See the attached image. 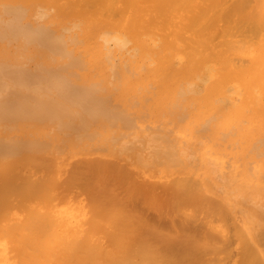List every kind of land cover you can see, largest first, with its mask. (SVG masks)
Masks as SVG:
<instances>
[{
	"label": "bare ground",
	"instance_id": "1",
	"mask_svg": "<svg viewBox=\"0 0 264 264\" xmlns=\"http://www.w3.org/2000/svg\"><path fill=\"white\" fill-rule=\"evenodd\" d=\"M47 1L48 0H0V40L2 42H5L6 40L9 39L8 37H10V36L15 37L19 33H22L21 35H24L23 38H22V36L19 35L17 38L21 37V39H16L17 41L14 40L16 43L19 40H20V42H18L15 45L16 47L12 48V50H9L6 48L10 44V39L8 42L5 43V45H4V43L0 42V43H2V46H0V124L4 125L5 128H7V129H9V128L14 129V131L19 133V135H20L21 133H23V130H25L24 127L28 126V125H26L27 121L29 122V120H30L32 122H29L30 128L28 129V131L31 132L30 134H34V136H35V134H38L39 137L37 139H39V138L42 139V136L46 137V139L49 137H50V139L54 138V137L56 138V135L53 136L51 134H48L51 131L49 129L50 125L52 124V122L49 123V121H51V120L52 121L54 120L53 125L54 124H56L57 126L59 125V127L61 126V129H63V130H65L64 128L65 127L67 128V126L69 128L71 121L73 123V124H71V127H73L75 125L76 129H78V128L80 129L81 126L78 125V123L80 122L79 124L83 125L82 121L84 120L83 122L85 123L84 125L86 126V128H88V130L92 131L94 134V130H95L94 128H96V127L94 124H92V122L95 124H96V122H98L99 117L97 118V116L106 115L107 118H110L111 116L116 117V116H113V114H115L114 112H116V113L118 112V110L116 109L117 107L110 104L105 99L106 97H102L103 95L102 96L100 94L97 95V93H98L97 90L102 88V86L100 87V85L103 84V82H102V80L104 81L103 78L109 76V75L106 76L107 74L105 73V77H104V75H102L101 72H98V73L101 74L102 76L101 75L96 76L97 74L94 73V70L102 71L101 68L99 69V66H101V65L98 64V61L100 62V53H101L100 50L101 49L99 48L100 47L99 43H98L99 47L97 45L98 40H96V38L99 36H101V37L104 36L103 39H105V40L107 39L106 42H108V38L113 39L114 41H116L115 44L118 45L117 42H121L122 44H124L125 42H127V40L129 38L134 39V40H138L140 38V35H144V36L147 35L150 37L155 33L157 34L158 33L157 31L155 33L153 32V28L155 31V28L158 25V24L155 25L156 22H160L159 24L162 26L163 29L166 28V31H164L166 33V35L161 34L162 33L160 31L162 29L161 27H160L161 29L158 27L160 29L159 30L160 36H158L159 34L157 36L155 34L156 37H159L157 43H155V45L159 44L158 46H160L157 50L153 49V46L151 45L152 44L151 40H149L151 44H149L147 42H141V45L139 44V46H141V48H142L141 49L142 52L145 51V53H148V54L150 53V54L156 56V65H154L155 67L151 70H147L148 72L145 71L147 73H145L144 78L146 79V77L149 78V76H150L151 79L152 78L156 79L155 82H157V84H158L157 85L158 86V97H156L157 98L156 102L153 101L154 106L155 105H156V107L161 106V108L165 107V109H166L167 108L166 105L168 104L167 103L168 100L170 101V99L173 98L175 90H177V88L175 89V87H173V85L175 84V82H179L180 78L184 79V77H186V76L188 78L189 77L188 72L190 69V67H189L190 65H188L187 63L186 64L188 66L186 64H183L179 68H176L177 66L174 67L171 56L166 55V54H168L167 52H169V51L166 52L164 50V49L167 50V48L173 47L174 44L176 43V42H174L168 38L167 33L169 31L167 32V27H163L164 25L165 26L168 25V24H166L168 22V20L171 21L172 18L170 19V17L168 18V16L172 11L174 12V11H176V9L182 10L183 8L192 7L193 13H192L191 18H190L191 19V23H190L191 25L190 26L195 29V32L197 33V35L191 29L190 30L192 32L189 31V33H188L189 35L192 33V34H195L196 36H198V34L203 32V30H205V28H207L209 30L210 27H212L218 21H223L225 23V26L222 24L223 27H225V29H222V30L220 29V33H221V31H223L222 34L225 33V34H227V36H230V38L224 37V39L226 38L225 42H223V43L219 42L220 46H222L224 44L225 49H221L222 51H218V53L215 52L216 54L215 53L212 54L213 56L218 57L217 60L219 61V64H220L222 70L219 67H215V68L220 69V71H219L220 74H221V71L223 72L226 69L225 67L229 66L230 60L228 57H226L229 54L225 55L227 52H229L230 55H231V52H234L235 54H236V52H237V54H238V52H242V53H244V51L247 52L248 46L250 47L251 44H254L256 41L258 42V40H260V37L256 36L257 37V39H256L250 35H253V34L255 35L261 31H262V33H260V34H264L263 33L264 32V0H232V1L230 0L231 1L230 5L228 4L229 0H121V1L119 0L120 1V4H118L119 7L114 5V3L116 4V2L118 0H65V2L63 0L61 4H58L60 2H56L58 0H53V1L50 0L48 2ZM142 1H145V3ZM147 1H151V4L149 2L147 3ZM63 2L65 3L64 5H62ZM141 3H144L143 5L149 4V6H151V7L147 6L148 7V8L146 7L147 9L142 10L144 8V6H141ZM39 4H41L42 7H43V4H45L47 7H48V5H49V7L51 5H54V7L57 9L56 10L54 8V10H56V12L54 11V14H56V15L53 19V22H54L53 24H55V25H52L54 27L53 29L61 28V29H63V32H64V29L67 28V30H68V28L71 27L70 26L71 23L75 20V22H73L74 25L72 24V26L75 27L74 29H76V27L78 29L80 28L77 31V32H79V34L75 35L76 32L74 31L75 32V33H73L74 35H67V34L66 35H64V34L60 35V33H58L59 30H53L51 28L52 27L51 25L48 26V23H47V25H42V23L39 22L38 19L34 20V21H28L26 19V16L32 15L33 11L35 10L37 5H39ZM89 6H91V7L94 6L95 8L94 7L88 8ZM87 8H88V10H87ZM114 8L117 9V10L115 9V13H117V11H118V13L123 12V14L129 13L130 15L128 16L129 17L128 22H126L125 24L121 23L123 18H125L124 17L125 15H121L123 17V18H121L120 14H116L117 16L112 14V12H114ZM89 9H90V12L91 11L93 13L96 12L95 14H93V13H91V14L95 16V17L93 16V18L95 20L97 18H99L100 22H102V20H107V19H102L101 17H97L96 14H99V15L102 14L103 15V13H105L108 10V13H111L113 15V17L115 16V18H118V20H120V22L118 21V23H116L117 21L113 22L111 20L112 21L111 22L110 20L109 21L107 20V21H103V23H106L109 26H113V27L115 26V28H117V29L114 28V29L110 30L111 33L109 32V30H108V32H106V30L103 31L104 30L103 29L102 31H103L104 35L101 34L102 31L100 32L99 29H96L95 25H93L90 21H87V19L91 18V16L88 17V15H87L89 13ZM91 9H96V10H94L95 11L94 12ZM100 10H103V11L106 10V11L105 12H102V11L99 12ZM109 10H110V12H109ZM146 10L149 11L148 14H150L151 11H153V12L156 11V12H155V14H152V16L149 15V17L151 19H149V17L147 18V20L149 19V22H148L149 24L147 22H145V21H147V20H145V21H143V25H141V28H140L139 27L140 26V20L144 19L142 17L144 15H141L140 16L141 19L139 20L138 19L139 16L135 15L134 13L139 11L138 13L140 15L144 11L146 12ZM184 10L185 9H183V11H182L183 13L186 12V10H185V12H184ZM192 10H191V12H192ZM36 11H37V9H36ZM97 11H98V13H97ZM140 11H143V12H140ZM51 12H53V11H51ZM145 12H144V14H146ZM173 12L171 13V15L173 14ZM180 13H181V11H180ZM183 13L179 14V11H178V14H173L172 16L176 15L175 17H178L179 15L181 16ZM188 13H190V12H188ZM41 15L44 16L45 14L40 13V16ZM52 15H53V13H52ZM161 16H163V18H161ZM165 16H167V17H165ZM180 16L178 17V19L180 18ZM29 17H31V16H29ZM48 17L50 19V17L52 18L53 16H48ZM106 17H107V15H106ZM175 17H173L174 21H175ZM93 18H91V19H93ZM109 18H111V17H109ZM164 18H166V19H164ZM42 19H45V17L44 18L42 17ZM42 19H40V17H39L40 21H43ZM163 19L167 20V21H164ZM96 21H98V19ZM163 21H164V23H163ZM43 22H45V21H43ZM62 22H64V24ZM69 22H71V23L69 24ZM144 22L147 23L148 25L146 26L144 24ZM161 22H162V24H161ZM172 22H173V20L171 21V23L168 22L170 24V26H172V29L170 30V33L168 35H170L172 33V31H174L173 29L175 27H173V25L174 26L176 25L174 22H173L174 24H172ZM178 22H179V20H178ZM58 23H62L64 26L56 25ZM99 23H95V24H99ZM65 24H69V25H65ZM75 24L78 25L79 27L75 26ZM151 25H153L154 27ZM103 26L105 27V25H103ZM109 26H107L106 28L108 29ZM121 26L124 28L122 30L125 31L126 35H125V33L120 31L119 27H121ZM144 26H146L147 28L145 27V29H144ZM217 27L220 28V26H217ZM149 28L151 29V31L149 30ZM114 30H117V31H114ZM177 30H178V26H177ZM181 30H183V28ZM69 32H71V31H69ZM99 32L101 35L99 34ZM119 32H121V33H119ZM180 32H182V31H180ZM66 33H68V31ZM68 34H71V33H68ZM205 34H207V33L205 32ZM225 34H224V36H226ZM179 35L182 36L181 33ZM185 35H187V34H185ZM195 35H194V39H193V36L191 37V35H190L191 38L188 37V35H187L186 39L187 40L193 39V41H191V40L190 41L195 43L196 41L194 42V40H196L198 37H200V36H198L195 39V37H196ZM200 35H204V33L203 34L201 33ZM257 35H259V34H257ZM63 36H66V37H63ZM74 36L75 37L78 36V37H76L77 41L75 40ZM110 36H112V38ZM174 36H176V35L174 34ZM178 36H177V38H178ZM181 36H180V39L179 38L178 39L175 38V39L178 41L179 40L184 41L185 37L184 36L181 37ZM263 36L264 35H262V37ZM149 37H147V39ZM183 37H184V39H182ZM221 37H222V35H221ZM237 37H240V38H237ZM251 37L253 38L252 39L253 41L256 40V41H254V43H252L253 41L250 40ZM78 38H79V40H78ZM131 39H129V41H131ZM211 39L212 38H209V40L212 41L211 44H213L214 39H212V40ZM80 40L84 44V45L81 44L82 45L81 51L83 52V55L82 54L81 55L84 56L83 58H85V56L87 55L86 56L87 65H89V67L91 69H93V70H90V71H93V73L89 72L92 74L83 75L82 77L81 76L79 77V74H78V76H76L75 74L79 73L78 70L80 67H82V65L85 61H84V59H82V61H84V62L81 61L80 53H78L80 55V57H79V55H77V53H76V55L73 54L76 49L71 52V50L69 48H73V47L72 46H69V48L67 47V45H69V44H67L68 41H70L69 43L72 42V45L75 42V45L77 44L76 46H80V44H79ZM113 40H110V41L113 42ZM153 40H155V39H153ZM217 40H219V39H217ZM248 40H250V41H248ZM261 40H263V38H261ZM11 41L13 42V40H11ZM138 41L140 42L142 40L139 39ZM138 41H135V42L138 43ZM76 42H78V43H76ZM187 42H185L184 44L186 45ZM208 42L209 41H205L204 43H205L206 47L208 46V48H210L211 45H208L207 44ZM37 43H40L38 45V47L42 46L41 44H43L44 46L40 47L41 48L40 49L36 46ZM131 43H133L132 47L135 48L136 46H134V41ZM204 43H203L204 48L201 47L200 45H202V44L198 43V42H197V45L194 46V48L195 47L197 48V46L199 44L201 49L203 48V50H202L203 53L201 51H200L201 53H199L198 48H197V50H193L192 48H190L191 46L193 47V45H191L190 43H187V46H184L186 49L187 48L191 49V50H189V49L186 50L187 52L189 51L188 54L191 51H192L191 53H196L197 57L193 58L194 56L192 55L193 60L191 62H189L193 68H195V67L198 68V65L200 64L202 58L206 57V56L205 57L201 56V55H204V49H208L205 47ZM221 43H222V45H221ZM12 45L13 44L11 43L10 46L13 47ZM35 46H36V50L34 49ZM76 46H74V48ZM103 46H104V44H103ZM119 46H121V45H119ZM213 46H216V45L213 44ZM261 46H264V43L263 44L261 43ZM11 47H10V49H11ZM180 47H182V46H180ZM184 47H182L183 49L181 48L179 51H176V50L175 51L177 53L180 52L182 54L181 51L185 50ZM54 48L56 50H53ZM175 48H176V46H175ZM210 49H211V51L212 50L216 51L214 49H220V47H217V48L215 47L214 49L213 48H210ZM210 49H208V51H210ZM51 51H53V52L54 51H56V52L62 51L63 55L65 54L68 57V60H66V61L63 60L65 62H67L66 63L67 66L66 65L65 66L68 68H69V66L71 67L72 65L79 64V65H77V67H79V66L80 67L76 68L77 71L75 69V66L73 67L75 74H73L74 71L72 69H70V68L66 69V67L64 68L61 65V63L59 61L62 62L61 59H64V58H61L60 60H59V58L57 59L60 64L55 62L56 60L54 61V59L52 58L53 53ZM78 51H76V52H78ZM132 52H135V50H133ZM188 54H186V57ZM141 55L145 56L143 53ZM141 55L140 56L138 55L139 59H141ZM184 55H185V53H183V56ZM207 55H210V54H208V52H207ZM236 55H233V57H236ZM172 56H173V54H172ZM178 56L179 55L177 54V57ZM188 56H191V54H189ZM216 57L214 58V60L216 59ZM231 57L232 56H230V58ZM138 58L136 61L137 63L135 62L137 66H138V62L140 61V60L138 61ZM175 59H177V58H175ZM185 59L188 60L189 58L188 59L185 58ZM212 59L213 58H209V61L211 60V62H212L213 61ZM183 60H184V57H183ZM186 60H184V61H186ZM189 61H190V59H189ZM233 61H234V59H233ZM262 61H264V58ZM103 62H104V60H103ZM246 62H248V61H246ZM249 62L251 63L253 61L249 60ZM206 63H208V62H206ZM206 63H205V65L203 64L202 67L207 66L208 64H206ZM247 64L245 63L244 65H247ZM263 64H264V62H263ZM97 65H98V68H97ZM141 65H143V64H141ZM240 66L244 67L243 65H240ZM141 67H143V66H141ZM192 67H191V69H192ZM199 67L201 69V66H199ZM242 67L237 68L236 65L233 67V69L234 68H237L238 70L241 69L240 71H242V73L239 71L237 73V74L240 73V76L239 75L237 76L239 78L240 77L242 78L243 76L248 75V74L243 75V72H245L246 68L243 69ZM254 67H257V65L253 66L252 68H254ZM134 68H136V66H134ZM206 68L208 69V67H206ZM230 68H232V67H230ZM252 68L250 67V69H252ZM209 69H210V66H209ZM258 70L259 69H257V71ZM84 71H86V69H84L83 72ZM236 72L237 71L230 72V73L231 74L234 73V75H235ZM82 74H85V72ZM94 74H95L96 78L92 77V75H94ZM108 74H110V72H108ZM225 74L228 76L227 73H225ZM217 75H218V73H217ZM226 75H224V78H227ZM123 76H124V74H123ZM133 76H135V75H133ZM229 76H232V75H229ZM229 76H228V78H230ZM251 76L249 77L250 79H252V82H253V83L251 82V84H253L254 86L257 85V87L255 86L256 88L255 87L253 88V86L251 84H250V86H252V88H249L250 86L245 87V88H249L251 90V91L248 90L250 93L253 91L252 89H257L259 84L260 85L264 84V81H263V83L262 82L260 83V81H262L264 78V70L263 71L261 70L258 74L253 75L252 76L253 78ZM124 77H129V76L127 75ZM194 77H196V76H194ZM97 78H100V79H97ZM140 78H141L140 81L144 79V78L142 79V76ZM239 78L238 79L234 78V80H238V82H240V84L241 83L243 84L241 79L239 81ZM80 79H82V80H80ZM175 79L176 80L178 79V80L174 81ZM250 79H248V80H250ZM97 80H99V81H97ZM126 80H128L127 83H129V78ZM144 80H143V82H144ZM229 80H228V82H229ZM248 80H244V81L246 82ZM132 81H135V80H132ZM185 81L184 82L182 81V83H185ZM94 82H95V84H94ZM98 82H100V84ZM173 82H174V84L172 85ZM124 83H126L125 80H124ZM127 83H126V85H127ZM133 83L135 84V82H133ZM136 83H138V81H136ZM191 83H192V81H191ZM257 83H259V84H257ZM219 84H217V89H216V86H213V85L211 86V84H210L208 87H206V89L204 91H202L203 92L202 95H200L196 98L195 97L193 98L191 96L192 99H195L193 101L202 102L201 103V104H203L202 106H204V105L206 106V107L202 108V107H200V105L198 103L199 112L202 113V116H203V110L204 109L207 110V109H210L209 107L213 106V103H211L212 101H215L213 99V97L215 95H218L219 92H221L220 91L221 90V88H220L221 84L220 85ZM223 84H224V82H223ZM97 85L99 86V88H97ZM121 85H122V83H121ZM136 85L137 84L134 85V88L137 87ZM246 85H247V83L245 84V86ZM190 86H193V85L190 84L188 86L189 89H190ZM242 86H244V84ZM130 87L132 88L131 84L127 87L129 89L128 91H131ZM152 87L149 86L148 90L151 89ZM261 87L263 88V86H259L260 89H261ZM123 88H125V87H123ZM154 88H152V89H154ZM146 89H147V87H146ZM224 89H226V87ZM155 90L157 92V88H155ZM184 90L187 92V88ZM202 90H203V88H202ZM142 91H140V92H142ZM262 91L264 93V90H262ZM115 92H117V91H115ZM140 92H138V94ZM221 93H224V92H221ZM250 93H248V94H250ZM153 94L151 93V95H153ZM105 96H106V94H105ZM109 96H112V95H109ZM155 96H157V95H155ZM179 96H180V94H179ZM149 98H148V101H149ZM167 98H169V99H167ZM174 98H175V96H174ZM249 99L250 100L252 99L251 96ZM139 100H141V99H139ZM180 100L182 101V99H180ZM190 100L191 99H189V101ZM258 100H259V98H258ZM189 101H188V104L190 103ZM252 101H253L252 103H254V100H252ZM261 101H263V100L261 99ZM153 102H151V103H153ZM173 102H174V100H173ZM257 103H259V102H257ZM164 104H166V105L162 106ZM138 106H140V104ZM218 106H219V103H218ZM218 106L217 105L215 106L216 110L219 114V115L218 114H216V115L221 116L220 117L221 121L219 120L221 122V124H220V122H219V124H217V122H216V124L221 125L222 127H225V129H226V127H230V124L232 125V123H236L240 120H242V122H243L242 118H245L244 119L245 121L246 120L249 121L250 126L245 128L243 133L240 132L242 135H240V136L238 135L239 130L241 129V126L239 128L237 127L239 129L238 132H237V129L236 130L234 129V131L237 132V135L240 139H242L243 137H247L246 135L250 134L252 132L251 130L255 129L257 131L258 129H262L264 127V106L261 105V103L258 105L255 104V107H253V105H252L251 107L254 110H251V113H247L245 111L244 107H243L244 108V110H243L242 105H240L239 107H236V108H233L231 105V106H228V108H226V109L225 108L222 109L224 107L223 106L221 108V110H220V108H218ZM169 107H171V106H169ZM175 107H176V105H175ZM219 107H221V106H219ZM176 108H178V106ZM200 108H202V109H200ZM249 108H250V106H249ZM196 109H197V107H196ZM213 110H212L213 112H216L215 109H213ZM193 111H195V110L193 109ZM193 111H191V112H193ZM158 112L160 113V110ZM207 113H208V115L212 114V112H210V113L206 112V114ZM193 115H194V113H193ZM216 115H214V116H216ZM119 116H121V114H119ZM214 116L211 115V117H212L211 120L216 119ZM94 117L97 118L96 121L93 120V119H96ZM185 117H187V116L185 115ZM206 117L208 118L209 116L206 115L204 117L205 121H206ZM118 118L121 119L120 117H118ZM36 119L45 120L46 122H44V121H42L43 123H40V121L36 122ZM81 119H83V120L81 121ZM102 121H103V119L100 120V122H102ZM124 121L130 122V119H128V120L126 119ZM202 121H203V119H202ZM199 122H201V121H199ZM75 123L80 127H78ZM243 124H245V122H243L241 125H243ZM89 125H90V127H89ZM197 125H199V123ZM62 126H63V128H62ZM99 126H100V123H99V125H97V128ZM207 126H208V124H207ZM209 126L211 127V125H209ZM237 126H239V124H237ZM244 126H246V125H244ZM47 127H48V129H47ZM54 127H56V126H54ZM59 127H56V128L60 129ZM71 127L69 128V130H72ZM201 127H203V126H201ZM214 127L216 128V125L213 124V128ZM56 128H55V130H56ZM1 129H0V156L1 157L3 156V158H4V156H6L7 158L5 157V159H7V160L4 162H1V161H3V159H2L0 161V264H219L220 261H219V257H217V254L221 250H223V248L221 247V245H218V243L220 242L219 238L222 236L219 237L218 234L212 233V231L207 230V228L209 226L208 227H206V226L208 225L209 222H211V220L214 221V220H216V218H217V221H219L218 225L220 226V224H222L221 220L224 219L223 217L226 216L227 212H228L224 208V205H223L226 203V201H225V203H223L224 199L222 200V197H221V199L218 198L216 196V193H215V196L217 198L214 197V199H218L219 201L212 199L211 196H213V194L209 195L208 193H206L204 186L201 183L199 184V182L194 181V179H192V177L190 176L191 175L190 173H189L190 175L189 174L188 175L191 178L188 177L187 175H186L187 177L185 175L184 176L182 175V177L173 179L171 182L168 183V185L164 186V191H165V192H163L164 195L160 198H156L154 195H152L150 193V191L146 193L145 191H141L139 188H137V186L134 185V183L132 182V177H131L132 175L127 170L128 168L127 169L124 168L121 164H119L115 161H108V160L106 161V160L99 159V158H95L93 160H90L87 163V167L89 168V172H88V181L89 182H88V184L89 185L91 184L94 186V190L90 194L91 200H92L91 209H92V214L94 216L89 221L90 226H89L88 231L84 232V234H79V235L77 234L76 235L73 232H71L70 229H68V227H70L71 225L69 224L70 226L69 225L67 226L65 221L61 220L62 219L61 217H63L64 214L60 217L61 218L60 219V218H58L59 216L54 213V211L56 209H53L55 206L52 207L54 204V203L52 204V202L54 201L53 199L55 197L57 198V195L55 194L57 191L56 192L53 191V188L56 185L54 182L55 179L53 180V178L52 179L49 178L50 173H49V175L47 174L48 177H46V176L43 177V175L42 176L37 175L40 178L33 176L30 173L29 168L32 167L31 165L37 164V163L34 164V162H35L34 160H36V161L38 160V159H36L37 156H35L33 158L32 154H34V153H32V151L39 149L40 147L44 146V144L46 145V143H45L46 140H44V141L29 140L30 144H29V141H26V142H28V144L27 143L24 144V141L21 140L20 137L12 138L11 136H9L10 132L7 129H2V130ZM76 129L74 131H77ZM81 129L84 130L83 128H81ZM98 129H100V128H98ZM98 129H97V131H98ZM225 129L221 130V128H219V130H221V131L217 132V130H216V132L217 133H219V132L225 133L226 132ZM227 129L229 130V128H227ZM232 129L233 128H231L230 130H232ZM53 130H52V134H53ZM55 130H54V132H58ZM223 130H225V131H223ZM14 131H12V132H14ZM79 131H81V130H79ZM98 132H101V130ZM235 132H232L231 134L229 133L228 135H235L236 134ZM26 133H27V130H26ZM26 133H24V134H26ZM257 133H255V134H257ZM115 134H117V133H114V135ZM154 134H156V133H154ZM95 136H99V135H95ZM115 136H117V135H115ZM257 136H258V134L254 137H257ZM118 137L120 138V136H118ZM118 137H115V138L118 139ZM161 137H162V135H161ZM170 137H172V136H170ZM248 138L251 139V137H248ZM259 138H261V137H259ZM240 139L236 138V140L238 142L236 144L240 145V143L242 141H244L243 139L240 141ZM171 140H173V137ZM213 140L215 141V138H213ZM217 140H219V139H217ZM253 140L255 141L254 138H253ZM256 140L257 141L259 140V142H260L262 139L261 140L256 139ZM21 141H23L24 146H22V144H21L20 145L21 147H20L19 143H21ZM220 142H222V139L220 140ZM261 142H263V141H261ZM153 143H154V141H153ZM103 144H104V142H103ZM249 145H248V147H249ZM253 145L254 144H252L251 147H249V151H250V149H253ZM107 146H108V143H107ZM129 146L130 145H128V147ZM210 146H212V145L210 144ZM227 146H229V145L227 144ZM240 146L242 147V144ZM254 146L257 148L258 143L255 144ZM17 147H19V148H17ZM236 147H238V145H236ZM255 147H254V150H255L254 153L259 151V149L258 148L255 149ZM16 148L19 150V153L22 151V153L24 154V157H22L23 154L20 153L21 154L20 155L18 153V151L13 153ZM110 148H111V146H110ZM131 148H128V149H131ZM134 148L137 149L138 147H133V149ZM147 149H149V148H147ZM40 150L41 149H39V151ZM44 150L45 149H43V151ZM261 150H263V149H261ZM10 152H12L13 154L10 155L9 154ZM35 153L38 154V152H35ZM261 153L264 154V151L258 152V154L262 155ZM14 154H15V156L13 157ZM16 154L21 156L23 159H19ZM160 156H163V155H160ZM1 157H0V159H1ZM94 157H95V155H94ZM129 157L127 156L126 158L129 159ZM54 160H53V163H55ZM62 161H63V159H62ZM77 162H79V161H77ZM70 163H71V161H70ZM84 163H86V162H84ZM82 164H83V162H82ZM72 165H74V164L72 163L71 166ZM53 166H54V164H53ZM35 167H37V166H35ZM49 167H51V166H49ZM206 168H207V166H206ZM18 169H19V171H18ZM28 169H29V171H28ZM34 170H35V168H34ZM43 171L45 172V170H43ZM83 172H82V174H83ZM205 172H206V170H205ZM32 174H34V173H32ZM76 176L77 175H75V177ZM41 177H43V178H41ZM198 177H200V176H198ZM193 178H195V177H193ZM156 180H158V179H156ZM198 180H199V178L197 179V181ZM204 180H205V178H204ZM208 182H209L208 184L211 183L210 181H208ZM56 186H58V185H56ZM85 186L87 187L88 185L86 184ZM161 186H163V185H161ZM119 187L122 188L123 190H125L126 192L131 193V195H133L135 197L136 196L141 197L144 200L151 202L153 204L155 201V203L157 205H159V207L161 208V210L165 214V216H166V214L171 215V214H178V213H182V215L178 216L177 220H175V219L166 220V221L164 220L165 222H162V224H158V225H156L157 223L156 224H153V223L150 224L145 220L144 217L142 218L139 214L134 213L131 209H128V206L126 205V203L119 197V195L117 193H115V189L119 188ZM208 187H210V186L208 185ZM60 188L61 187H59V189ZM57 189H58V187H57ZM154 190H155V187H154ZM154 190L152 192H154ZM158 190H159V188L156 191H158ZM218 190H220V189H218ZM159 193H160V191H159ZM224 193H227V192H224ZM60 194H62V193H60ZM228 194H229V192L227 193V195ZM261 194H264V189H257L255 192V195L260 196ZM217 195H219V194L217 193ZM224 195H226V194H224ZM60 196L62 197V195H60ZM63 197H64V195H63ZM66 197H67V195H66ZM231 199L233 200V198H231ZM220 200H222L223 202H221ZM236 200L237 199L233 200L232 202L235 203ZM63 201H62V199H61V201L59 200V202H63ZM59 202L57 204H59ZM65 202H66V200H65ZM65 202H63L62 205H64ZM232 202H231V204H232ZM55 204H56V202H55ZM231 204H230V206H231ZM225 207L227 208L226 204H225ZM231 207H232L231 210H229V208H228V210H229V213L232 214L233 206H231ZM262 207H264V203H263ZM89 211H90V209H89ZM224 211H226V214L224 213ZM230 211H232V212H230ZM253 211H257L258 214L256 213V215L260 216V218H258V219L256 218L257 220L256 221L254 220L255 222L250 221V220L247 221V226L249 227L248 231L241 229V225H240L241 231H239V228H238V231H239L238 236L240 238L239 242H241L240 243L241 247L238 251L240 256H239L238 263L236 262L237 264H264V250H263V248H264V208H260L259 210L255 209ZM73 212L74 213H72L71 215L75 216L76 212L75 211H73ZM162 212H160V213H162ZM237 212H238V210H237ZM14 213H18V215L16 214V217H14ZM200 214H202V215H200ZM199 216L200 217L202 216V217L199 218ZM215 216H218V217H215ZM206 218L210 221L206 220ZM228 218H230V217H228ZM254 219H255V217H254ZM70 221H71V219H70ZM197 221H198V224L196 223ZM192 222L195 224H193ZM213 223L214 224H212L210 227L215 228L216 222H213ZM214 230H216V229H214ZM219 230L222 231L221 228ZM219 230L217 229V231H219ZM97 232H100V233L103 232L105 235L104 237L106 238V241L101 242V241L97 240V236L95 237V234ZM225 234H228V232ZM220 235H222V234L220 233ZM225 237L226 236H224V238ZM232 237H234V236H232ZM105 238H103V240ZM220 244H221V242H220ZM261 245L263 246V248L261 247ZM233 256H234V254H233Z\"/></svg>",
	"mask_w": 264,
	"mask_h": 264
},
{
	"label": "rangeland",
	"instance_id": "2",
	"mask_svg": "<svg viewBox=\"0 0 264 264\" xmlns=\"http://www.w3.org/2000/svg\"><path fill=\"white\" fill-rule=\"evenodd\" d=\"M48 1H50V0H48ZM62 1L63 0H58L56 2H60L58 4H61ZM120 1L118 0L116 2V4L114 3V5L117 6V7H119L118 4H120ZM231 1L229 0V3L228 2L227 3L230 5V2ZM64 2H65V0H64ZM64 2H63L62 5L65 4ZM142 2L145 3V1H142ZM148 2L151 4V1H147V3ZM144 3H141V6H144V8L142 10L147 9L148 8L147 6H149V4L148 5L145 4L146 6L143 5ZM44 5L45 4H43V7H42L41 4L37 5V7L33 11L32 15H27L28 17L26 16V19L28 21H34V20H37L38 19V21L41 22L42 25H47V23H48V26L49 25H51V26L52 25H55V24H53L54 23L53 22V19H54L55 15H56V14H54V11L56 12L57 9L54 7V5H51L50 7H49L48 4H47L48 7L46 5L45 6ZM93 7L89 6L88 8H93ZM149 7H151V6H149ZM54 8L56 10H54ZM88 8H87V10H88ZM116 8H114V12H112V14H114V15L120 14V16L121 15H125L124 16L125 18H123L121 16V18H123V20L121 21V23L125 24L126 22H128V20H129V17L128 16L130 14L129 13L128 14H123V12L122 13H118V11H117V13H115V9ZM187 8H183V9L186 10V12L184 10L185 13L182 12L183 9L182 10L181 9H176V11H174V12L172 11L173 14H178V11H179V14L183 13L181 16L179 15L180 16L179 19H178V17H179L178 15H177L178 17H175L176 15L175 16H172L173 15V14L171 15L172 12L171 13L169 12L170 14H169L168 18L169 17H170V19L172 18L171 21L173 20V22L176 24L175 26L173 25V27H175V28L173 29L174 31H172V33L170 35H168V34L170 33V30L172 29V26H170V24L168 22L171 23V21L168 20L167 23L165 22L168 25L167 26H165V25L163 26V27H167V32L169 31L167 33L168 38L170 40L176 42L173 47L167 48V50L164 49L166 52L169 51V52H167L168 54H166V55L171 56L172 61H173V66L174 67L177 66L176 68H179L183 64H186V63L188 65H190L189 66L190 69H189V72H188L189 73V77L187 78V76H186V77H184V79L183 78H180L179 79V82H175V84H174V82L172 83V85L173 84L175 85V86L173 85V87H175V89L177 88V90H175V93L173 95V98L170 99V101L168 100V102H167L168 104L167 105L166 104L162 105V106H165L166 105L167 106L166 109H165V107H163L164 108L163 109V108H161V106H157L158 108L156 107V105L154 106V102H156V99H157L156 97H158V86H157L158 84H157V82H155L156 79H154V78L151 79L150 76H149V78L151 80L149 78H147V77H146V79L144 78L145 77V73L148 72L147 70H151V69H153L155 67L154 65H156V56L155 55H152L150 53L149 54L148 53H145V51L142 52V50H141L142 48H141V46H139V44L141 45V42H147L149 44L152 43L151 45L153 46V49H155V50H157L160 47V46H158L159 44L155 45V43H157V41L159 39V37H156V36L160 33L159 30L162 28V26L159 24L160 22H156L155 25H157V24L158 25L155 28V31H154V28H153V32L154 33L156 31L158 32L157 34L155 33L156 36H155V34H153L150 37L147 36V35H145V36L144 35H140V38L139 39L142 40L140 42L138 41L139 39L138 40H134V39H131V38L128 37L129 39H131V41H129V39H128L127 42H125L124 44H122L121 42H117L118 45H116L115 44L116 41H114L113 39L108 38V42H106L107 39L106 40L103 39L104 36H102V37L99 36V37L96 38V40H98V42L96 41L97 42V45L99 43L100 47H99V45H98V47L101 49L100 50L101 51V53H100V62L98 61V64L101 65V66H99V69L101 68L102 71L94 70V73L97 74L96 76H100L101 75L98 72H101L102 75H104V77H105V73L107 74L106 76L109 75L108 77L103 78L104 79V81L102 80L103 84L100 85V87L102 86V88H100L99 90H97L98 91L97 95L100 94L101 96L103 95L102 97H106L105 99L110 104H112L113 106H116L117 107V108L116 107L115 108L118 110V112L117 113L114 112L115 114H113V116H116V117H112L111 116L110 118H107L106 115L97 116V118L98 117L99 118L101 117L100 119L98 118V122L100 123V126L98 128H100V129L97 128V125H99L98 122H96V124L92 122V124H94L95 127H96V128H94L95 130L93 129L94 130V134H93L92 131H90V130H88V128H86V126L84 125L85 123L83 122L84 121L83 119H81V121L83 120L82 121V124L85 127L83 125L79 124L80 122L78 123V125H80L81 127L78 126L75 123L78 127H80V129L79 128L76 129V126L75 125L73 126L77 131H74L75 129L73 127H71V124H73L72 121L70 122L71 124L69 126V128L71 127L72 130H69L68 126H67L68 129L65 127L64 128L65 130H63V129H61V126L59 127V125L57 126L56 124L53 125L54 120L53 121L52 120L49 121V123L52 122V124L50 125V128H49L51 131L48 134H51L53 136L56 135V138L54 137V138H51L50 139V137H49V138L46 139V137L42 136V139L43 140L40 139V138L37 139L39 137L38 134H35V136H34V134H30L31 132L28 131V129L30 128V125H29L30 123L29 122H32L30 120H29V122L27 121V124L26 125H28V126L27 127L26 126L24 127L25 130H23V133L20 132L21 133L20 135H19V133L15 132L14 129H12V128L7 129L2 124H0V129L1 128L2 129H7L10 132V135L9 136H11L12 138H14V137L15 138L20 137L21 140L24 141V144H26V143L28 144V142H26V141H29V140H38V141H40V140L41 141L46 140L45 141L46 145L44 144V146H42V147L39 148V149L42 150V151L40 150L41 152L39 151V149H37L35 151L33 150L34 152L32 151V153H34V154H32L33 155V158L35 156L38 157V158L36 157V159H38L37 161L34 160L35 161L34 164L37 163L38 165L37 164L36 165H31L32 167L29 168L30 169V173H31V175L36 176L38 178H40L39 176H42V175H43V177H45V176L48 177L47 174L49 175V173H50L49 178H51V179L53 178V180L55 179L54 182L58 186L55 185L54 188H53V191L54 192L57 191L55 193L57 195V198L55 197L53 199L54 201L52 202V204L54 203L52 207L55 206L53 209H56L54 211V213L59 216V217L57 216L58 218H60L64 214V216H63L64 218L61 217L62 219L61 218L60 219L63 220V221H65V223H66L67 226L69 224L71 225V226L69 225L70 227H68V229H70L71 232H73L74 234H76V235L77 234L78 235L79 234H84V232L88 231L89 226H90L89 221L94 216L92 214V209H91L92 200H91V195H90L93 192V190H94V186L91 185V184L90 185L88 184V182H89L88 181L89 168L87 167V163L90 160H93L95 158H99V159H103V160H106V161L107 160L108 161H115V162L121 164L124 168H126V169L128 168L127 170L132 175L131 177H132V182L134 183V185L137 186V188H139L141 191H145L146 193L150 191V193L152 195H154L156 198H160V197H162L164 195V193H163V192H165L164 191V186L168 185V183L171 182L173 179L182 177V175L183 176L184 175L185 176L187 175L188 177L191 176L192 179H194V181L199 182V184L201 183L204 186L206 193H208L209 195H212L213 194V196H211L212 199H214V197L215 198L218 197V198L221 199V197H222V200L224 199V202L222 200H220V201L223 202V203H225V201H226L225 204L227 205V208L225 207V204H223V205H224V208L228 211L227 212V215L224 216L223 217L224 219L221 220V223L222 224H220V226L218 225V222L219 221H217V218H216V220H214V221L211 220V222H209L206 227L209 226L207 228V230L212 231V233L218 234L219 237L220 236H222L223 238H224V236L227 237V238L225 237L224 239L222 237L219 238L221 244L219 242L218 245H221V247L223 248V250H221L217 254V257H219V261H220L219 264H237L238 261H239V256H240L238 251H239V249L241 247V245H240L241 242H239L240 241V238L238 236L239 231H241V229H244L245 231H248L249 227L247 226V221L250 220V221L255 222L258 218H260V216H257L256 215L257 211H253V210H255V209L256 210H259L260 208H264V207H262L263 206V203H264L263 202L264 201V194H261L260 196L259 195L258 196L255 195V192H256L257 189H264V154L263 153H261L262 155L258 154V152H263L264 151V148H263L264 147V127L262 129H258L257 131L255 129L251 130L252 132L250 134H248L249 136L246 135L247 137H243L242 138L244 141H242L240 143V145L242 144V147H241L239 144H236V143H238L237 140H236V138L237 139H240L238 137V135L239 136L242 135L240 132L243 133L244 129L250 126L249 121L246 120L247 121L246 122L244 120L245 118H242L243 119V122H245V124L241 125L243 122H242V120H240V121H238L236 123H232V125L230 124V127H226V129H225V127H222L221 125H217L221 121V119H220L221 116H218L219 114H218L215 106L216 105L218 106V103H219V106H221V107L218 106V108H220V110H221V108L223 106L224 107L222 109H224V108L226 109V108H228V106H231V105H232L233 108H236V107H239L240 105H242V109L244 110V108H245V111L247 113H251V110H254L251 107L252 105H253V107H255V104L258 105V104L261 103V105L264 106V103H263L264 102V95H263L264 93L262 91V90H264V84L263 85H260L259 83H257V84H259L258 85V88L257 89H252L253 91L251 93L249 92V91H251L249 88H252V86H253V88L255 86L257 87V85L254 86L253 84H251L252 79H250L249 77L252 74L253 75H256L261 70L262 71L264 70V64H263L264 61H262L263 58H264V46H261V43L262 44L264 43V36L262 37V35H264V34H260V33H262V31H261V32L257 33L259 35H257V34L250 35V36H253L256 39H257L256 36H258V37H260V40H258V42L256 40H254V41H256L254 43V41L252 40L253 38L251 37L250 40H252L253 41L252 43H254V44H251V45L249 44L250 47L248 46V51L247 52L246 51H244V53L238 52V54L236 52L237 55L234 52H231V55H230L229 52H227L225 55L229 54L226 57H228L229 60L232 63L228 60L229 61V66L225 67L226 69L223 72L221 71V74H220L219 71L221 69V66L219 64V61L217 60L218 57L213 56L212 54H214L215 52L218 53V51H222L221 49H225L224 48V44L222 45V43L225 42V39L226 38H230V36H227V34H225V33L224 34L226 36H224V34H222L223 31H221V33H220V29L221 30L222 29H225V27H223V25L225 26V23L223 21H218L217 23L219 25L217 23H215L216 25L214 24L212 27H210L209 30L207 28H205V30H203V32H201L202 34L204 33V35H200L201 34L200 33V34H198V36H200V37H198V36H196L197 33L195 32V29L190 26L191 25L190 24L191 23V19L190 18H191V15L193 13L192 7L188 8V9ZM36 9H37V11H36ZM91 10L94 11L96 9H91ZM191 10H192V12H191ZM51 11H53V12H51ZM101 11L102 12H105L106 10H104V11L103 10H100L99 12H101ZM180 11H181V13H180ZM187 11L190 12V13H188ZM106 12L103 13V15L102 14H100V15L99 14H96V16L97 17H101L102 19H107L108 21L109 20L110 21L112 20L113 22L117 21L116 23H118V21L120 22V20H118V18H115V16L113 17V15L111 13H108V10ZM109 12H110V10H109ZM138 12L139 11L135 12L134 14L137 15V16H139V18H138L139 20L141 19L140 16L141 15H144V16H142L144 19L143 20H140V26L139 27L141 28V25H143V21L147 20V18L149 17V15L152 16V14H155L156 11L155 12L151 11L152 13L150 12V14H148L149 11H147V10H146V12L144 11L146 14H144L143 11H140V12H143L140 15H139ZM40 13H44L45 15L42 16L43 15L42 14L40 16ZM52 13H53V15H52ZM91 13H93V12L92 11L90 12V9H89V13L87 15H88V17L91 16V18H93L94 15H92ZM95 13H93V14H95ZM97 13H98V11H97ZM106 15H107V17H106ZM29 16H31V17L33 16L34 18L36 16L37 17L39 16L40 19H42V17L43 18L45 17V19H42L45 22L40 21L39 20V17L38 18L36 17L35 19L32 17L33 18L32 19ZM48 16H53V17L52 18L50 17V19H49ZM109 17H111L112 19L109 18ZM165 17H167V16H165ZM173 17H175V21H174V18ZM91 18L87 19V21H90L93 25H95L96 29H99L100 32L103 29H104L103 31L106 30V32H108V30H109V32H110V30H112V29L115 28V26L113 27V26H109L106 23H103V21H107V20H102V22H100L99 18H97L98 21L100 22L99 23L98 21H96L97 19L95 20L94 18L93 19H91ZM161 18H163V16H161ZM149 19H151V18L149 17ZM149 19L147 21H145V22L148 23L149 22ZM164 19H166V18H164ZM177 19L179 20V22H178ZM164 21H167V20H164ZM164 21H163V23H164ZM71 22H69V24ZM73 22H75V20ZM73 22L70 25L72 28L70 27L67 30V28L65 27L66 29H64V32H63V29H61V28H59V29H53L54 28L53 26L51 28L53 30H59L58 33H60V35L61 34H64V35H66V34L67 35H74L73 33H75V32H76L75 35H77V34H79V32H77V31L80 28L78 29L76 27L77 30L74 29L75 27L72 26V24L74 25ZM145 22H144V24L147 26L149 23L147 24ZM173 22H172V24H174ZM62 23L64 24V22H62ZM62 23H58L56 25H58V26H61V25L64 26ZM95 23H99V24H95ZM69 24H65V25H69ZM161 24H162V22H161ZM103 25H105V27ZM75 26H78V25L75 24ZM107 26H109L108 29L106 28ZM146 26H144V29H145ZM151 26H153V25H151ZM177 26H178V30H177ZM217 26H220V28L217 27ZM158 27L159 28L161 27V28L159 29ZM150 28H149V30L151 31ZM182 28H183V30H181ZM115 29H117V28H115ZM119 29H120L121 32L125 33V31L122 30V29H124L122 26L119 27ZM190 29L196 34L195 35V34H192L191 33L190 34L191 37L193 36V39H194V35L196 36L195 39L198 37L196 40H194V42L196 41L195 43L191 42V41H193V39L192 40L191 39H189V40L186 39L187 35H188V37H190V35L188 34L189 31H191ZM66 30L68 31V33H71V34L66 33L67 32ZM69 31H71V32H69ZM103 31H102L101 34H103ZM114 31H117V30H114ZM160 31L162 32L161 33L162 35H164V34L166 35V33L164 32V31H166V28H164V29L162 28ZM180 31H182L183 33L180 32ZM204 31L207 34H205ZM100 32H99V34H100ZM121 32H119V33H121ZM180 33L182 34V36H184L185 34H187V35L184 36L185 37V40L184 41L185 42L188 41L187 43H190L191 45H193V47L192 46L190 47L193 50H197V48H198V52L199 53H201V52L203 53V51H202L203 48H204L203 43L205 41H209L207 44L208 45H211L210 48H213L214 49L215 47L216 48L217 47H220V49H214L216 51H213L212 50L213 51L212 52L211 49L208 48V46L206 47V45L204 43L205 47L208 48V49H210V51L212 53L210 51H208V49H204V55H201V56H203V57L206 56L205 57L206 59L205 58H202L200 64L198 65V68L197 67L193 68L189 62H191L193 60V58L197 57L196 56V53H191L192 52L191 51L189 53V54H191V56H188L189 55L188 54L189 51L187 52L186 50L187 49L191 50V49L190 48H187L186 49L184 47V46H187V43L185 45L184 44L185 42L183 40L182 41L184 43L182 41H180V40L179 41L176 40L178 38L180 39V36H181V35H179ZM21 34L22 33H19L15 37H13V36L8 37L10 39V44L12 43L13 44L12 45L13 47H11L10 44H9L8 45L9 48L8 47H6V48L9 49V50H12V48H15L16 47L15 45L18 42H20V40L17 43L14 40L21 39V37L17 38L19 35L22 36V38H23L24 35H21ZM174 34L176 36H174ZM125 35H126V33H125ZM221 35H222V37H221ZM146 36L149 37V38L147 39ZM158 36H160V34ZM177 36H178V38H177ZM63 37H66V36H63ZM76 37H78V36H76ZM76 37L74 36L75 40H76ZM110 37L112 38V36H110ZM184 37L182 39H184ZM208 37L214 39L213 40L214 41L213 44H215L216 46H213V44H211L212 41H210ZM224 37H226V38L224 39ZM237 38H240V37H237ZM261 38H263V40H261ZM9 39L6 40L5 42H2L0 40V42L4 43V45H5V43L8 42ZM109 39L110 40H113V42L110 41ZM153 39H155V40L157 39V40L155 41ZM217 39H219V40H217ZM11 40H13V42ZM78 40H79V38H78ZM149 40H151V43H150ZM250 40H248V41H250ZM133 41H134V46H136L135 48L132 47L133 46V43H131V42H133ZM135 41H138V43L135 42ZM69 42L70 41H68V43H67V44H69V45H67L68 48H69V46H72L74 48V46L77 45V44L75 45V42H74L73 45H72V42L71 43H69ZM197 42L202 44V45H200L201 47H203L202 49L199 46V44H198L197 48L195 47L196 49L194 48V46L197 45ZM219 42H222L221 43L222 46H220ZM2 43H0V46H2ZM76 43H78V42H76ZM39 44L40 43H37L36 46L38 47ZM79 44H80V46H76L74 49L73 48H69L71 50V52L76 49L74 51V53H73L75 55H76V53H77V55H79L78 53H80V55L81 54L83 55V52L81 51V46L84 45V44L81 42V40L79 41ZM103 44H104V46H103ZM41 45L44 46L43 44H41ZM119 45H121V46H119ZM36 46L34 48L35 50H36ZM42 46H39L38 48H40ZM175 46H176V48H175ZM180 46H182V47L185 48V50H182L181 51L182 54L180 52L179 53L176 52V51H179L182 48ZM10 47H11V49H10ZM53 50H56V49L54 48ZM133 50H135V52H132ZM139 50L145 56H142L141 55L142 53ZM76 51H78V52H76ZM51 52L53 53L52 54V58L54 59V61L56 60L55 62H57V63L60 62L61 65L65 68L67 66V64H66L67 62H65V61L68 60V57L65 54H64L65 55L64 56L63 53H62V51L61 52H56V51L53 52V51H51ZM207 52L211 56L210 55H207ZM183 53H185L184 56H183ZM172 54H173V56H172ZM177 54L179 55L178 57H177ZM186 54H188L187 57H186ZM80 55H79V57H80ZM82 55L80 57L81 58V61H82V59H84V61H85V62L82 61V62H84L83 65H82V67H80V66H79L80 68L77 67V65H79V64L72 65L71 67L69 66V68L72 69V70L74 69L73 68L74 66H75V69L76 68H79V70H78L79 73H76L75 74V71L73 70L74 71L73 74H75L76 76H78V74H79V77L80 76L82 77L83 75H88V74H92L93 73V71H90V70H93V69H91L89 67V65H87V62H86L87 61L86 60V56L87 55L85 56V58H83L84 56H82ZM138 55L139 56L141 55V59L138 58L139 57ZM192 55L194 56L193 58H192ZM233 55H236V57H233ZM182 56L184 57V60H186L185 58H187V59L189 58L190 61H189V59L186 60V61H184ZM230 56H232V57L230 58ZM215 57H216V59L214 60ZM58 58H59V60L61 58H64V59H61L62 62L61 61L58 62V60H57ZM137 58H138V61L140 60L138 62V66L136 65ZM175 58H177V59H175ZM209 58H213L212 59L213 61L212 62H211V60L209 61ZM232 58L234 59L235 62L233 61ZM63 60H65V61H63ZM103 60H104V62H103ZM249 60H252L255 64L253 62L250 63ZM205 61L208 62V63H206ZM246 61H248V62H246ZM205 63L208 64V65L202 67V65L203 64L205 65ZM245 63L246 64L248 63V64L247 65H244ZM141 64H143V65H141ZM232 64L233 65L235 64L237 66V68L242 67L240 65H243L244 67H242V68L243 69L246 68L245 72H243V75H246V74H248V75L243 76L244 78L243 77L242 78L244 80H248V79H250V80H248V81L245 82L241 77L240 78L237 77L238 75L240 76V73L237 74L238 71L241 72V73H242V71H240L241 69L238 70L237 68H234L233 69V67L235 65L233 66ZM256 65H257V67L252 68L253 66H256ZM134 66H136V68H134ZM141 66H143V67H141ZM199 66H201V69H200ZM209 66H210V69H209ZM191 67H192V69H191ZM206 67H208V69ZM215 67H219L220 69L217 68L218 69L217 70ZM230 67H232V68H230ZM250 67L252 69H250ZM67 68L68 67H66V69ZM97 68H98V65H97ZM84 69H86V71H84L85 74H82V73H84L83 72ZM257 69H259V70L257 71ZM76 71H77V69H76ZM145 71H147V72H145ZM235 71H237L236 72L237 75L236 74L234 75V73L233 74L230 73V72H235ZM248 71L249 72L251 71V72L249 73ZM89 72H92V73H89ZM108 72H110V74H108ZM217 73H218V75H217ZM225 73H227L228 76L229 75H232V76H229L230 78H228V76ZM123 74H124V76H127L128 75L129 77H124ZM132 74L135 75V76H133ZM224 75H226L227 78H224ZM96 76H95V74L92 75V77H95V78H96ZM141 76H142V79L143 78L145 79V80L143 79L144 82H143V80H141L143 83L140 81V79H141L140 77ZM194 76H196V77H194ZM100 78H97V79H100ZM122 78L125 80L126 83L128 82V80H126V79L129 78V83H127V85H126V83H124V80ZM234 78L235 79L236 78L237 79L239 78V81L241 79V81L243 82L244 86H242L243 84L242 83L240 84V82H238V80H234ZM80 80H82V79H80ZM132 80H135V81H132ZM177 80L175 79L174 81H177ZM228 80H229V82H228ZM97 81H99V80H97ZM136 81H138V83H136ZM182 81L183 82L185 81V83H182ZM191 81H192V83H191ZM263 81H264V78H263L262 81H260V83L261 82L263 83ZM133 82H135V84H137L136 85L137 86L136 88H134V85L135 84ZM223 82H224V84H223ZM98 83L100 84V82H98ZM121 83H122V85H121ZM246 83H247V85L245 86ZM94 84H95V82H94ZM130 84L132 85V88L130 87V90L131 91H128L129 89L127 87ZM190 84L193 85V86H190V89L191 90L193 89L192 91L188 87ZM210 84H211V86L212 85L213 86H216V89H217V84H219L220 85V88H221L220 91L221 92H224L225 94L219 92L218 95L221 93L219 96L218 95H215L213 97V99L215 101H212V100H211L212 102L210 101L211 103H213V106L211 105L212 107H209L210 109H207L208 111L204 109L203 110V116H202V113L199 112L198 103H199L200 107H202V108H204L206 106L205 105L202 106L203 105V104H201L202 102H197V101L195 102V101H193L195 99H192L191 96L193 98L194 97L196 98V97L202 95V93H203L202 91H204L206 89V87H208ZM250 84L252 86H250ZM149 86L150 87L153 86L152 88H154V87L157 88V92H156L155 88L154 89L151 88V89L148 90ZM259 86H263V88L261 87V89H260ZM123 87H125V88H123ZM146 87H147V89H146ZM225 87H226V89H224ZM245 87H249V88H245ZM97 88H99L98 85H97ZM186 88H187V92L184 90ZM202 88H203V90H202ZM142 90L143 91L145 90L144 91L145 93ZM115 91H117V92H115ZM140 91H142V92H140ZM138 92H140V93L138 94ZM151 93L152 94L154 93L157 96H155L154 94L151 95ZM178 93L180 94V96H179ZM248 93H250V94H248ZM105 94H106V96H105ZM109 95H112V96H109ZM174 96H175V98H174ZM250 96L252 98L251 100L249 99ZM148 98H149V101H148ZM258 98H259V100H258ZM139 99H141V100H139ZM167 99H169V98H167ZM180 99H182V101ZM189 99H191L192 101L191 100L189 101ZM261 99L263 101H261ZM173 100H174V102H173ZM187 100L190 102L189 104H188V101ZM252 100H254V103H252L253 102ZM151 102H153V103H151ZM257 102H259V103H257ZM138 103L140 104V106H138L139 105ZM175 105H176V107L178 106V108H176ZM169 106H171V107H169ZM249 106H250V108H249ZM196 107H197V109H196ZM202 108H200V109H202ZM193 109L195 111H193ZM213 109H215L216 112H213L214 111ZM159 110H160V113L158 112ZM191 111H193V112H191ZM206 112H209V113L212 112V114L208 115V113L206 114ZM118 113L121 114V116L122 115L123 116L122 117L119 116ZM193 113H194V115H193ZM205 114L207 116H209L208 118L206 117V121L204 120V117L206 116ZM216 114H218V115H216ZM185 115L187 117H185ZM211 115H213V116L216 115V116H214L216 118L215 119L216 121L214 119L211 120V118H212ZM118 117H120L121 119H119ZM94 118H96V117H94ZM97 118L96 119H93V120L96 121ZM201 118L203 119V121H202ZM101 119H103L102 122H100ZM126 119L127 120L130 119V122H125L124 120H126ZM198 120L201 121V122H199ZM37 121L38 122L40 121V123H43L42 121L46 122L45 120L36 119V122ZM216 122H217V124H216ZM198 123H199V125H197ZM207 124H208V126H207ZM213 124L216 125V128L214 127L215 129L213 128ZM220 124H221V122H220ZM237 124H239V126H237ZM209 125H211V127ZM244 125H246V126H244ZM54 126L59 127L61 130L60 129H57ZM201 126H203V127H201ZM240 126H241V129L239 130L238 128ZM89 127H90V125H89ZM55 128H56V130H55ZM62 128H63V126H62ZM81 128H83L84 130H82ZM219 128H221V130L222 129H225L226 132L225 133H222V132L217 133L218 131H221V130H219ZM227 128H229V130ZM231 128H233V129L230 130ZM47 129H48V127H47ZM53 129L55 131H58V132H54ZM97 129H98V131L101 130V132H98ZM234 129L235 130L237 129V132L239 130V133L240 134L238 133V135H237V132H235ZM26 130H27V133H26ZM52 130H53V134H52ZM79 130H81V131H79ZM216 130H217V132H216ZM225 130H223V131H225ZM12 131H14V132H12ZM232 132H235L236 134L234 133L235 135H228L229 133L231 134ZM24 133H26V134H24ZM114 133H117V134H115L117 136H115ZM154 133H156L157 135L154 134ZM255 133L258 134L257 137H254V136L257 135ZM95 135H99V136H95ZM161 135H162V137H161ZM118 136H120V138ZM170 136L173 137V140H171L172 137H170ZM115 137H118V139L115 138ZM212 137L215 138V141L213 140ZM248 137H251V139L248 138ZM259 137H261V138H259ZM253 138L255 139V141L253 140ZM217 139H219V140H217ZM221 139H222V142L223 143L220 142ZM242 139H240V141ZM256 139H260V140L262 139L261 141H263V142H261V141L259 142V140L257 141ZM23 141H21V143H19V146L21 144H22V146H24ZM153 141H154V143H153ZM103 142H104V144H103ZM233 142L236 145H238V147H236V145ZM107 143H108V146L109 147L107 146ZM257 143H258L257 148L259 149V151H257L256 153H254L255 152V150H254V147L255 146L254 145L257 144ZM29 144H30V141H29ZM210 144L212 146H210ZM227 144L229 146H227ZM252 144H254L253 145V149H250V151H249V147H251ZM128 145H130V146L128 147ZM248 145H249V147H248ZM110 146H111V148H110ZM133 147H138L139 149L138 148L137 149L134 148L135 149L134 150ZM17 148H19V147H17ZM17 148L14 150V152L13 151L12 152L15 153V152L18 151V153H19V150ZM128 148H131V149H128ZM147 148H149V149H147ZM257 148L255 147V149H257ZM43 149H45V150L43 151ZM261 149H263V150H261ZM129 150L130 151L132 150V151L130 152ZM12 152H10L9 154L12 155L13 154ZM35 152H38V154H36ZM20 153H22V151ZM16 155L18 156L19 159H23L22 157H24V154H23L22 157L19 156L18 154H16ZM94 155H95V157H94ZM160 155H163V156H160ZM14 156H15V154L13 155V157ZM127 156L128 157L130 156L129 159L126 158ZM5 157L6 156H4V158H3V156H2L1 159H0V161L2 159H3V161H1V162L6 161L7 159H5ZM62 159H63V161H62ZM53 160H54L55 163H53ZM70 161H71V163H70ZM77 161H79V162H77ZM82 162H83L84 165L82 164ZM84 162H86V163H84ZM72 163L74 165L71 166ZM53 164H54V166H53ZM35 166H37L38 168L35 167ZM49 166H51V167H49ZM206 166H207V168H206ZM33 167L35 168V170H34ZM29 169H28V171H29ZM43 170H45V172ZM205 170H206V172H205ZM18 171H19V169H18ZM82 172H83V174H82ZM32 173H34V174H32ZM37 175H39V176H37ZM75 175H77V176L75 177ZM198 176H200V177H198ZM43 177H41V178H43ZM193 177H195V178H193ZM196 178L197 179L199 178V180L197 181ZM204 178H205V180H204ZM156 179H158V180H156ZM207 180L211 182L210 184L212 186L210 184H208L209 182ZM159 183L161 185H163V186H161ZM86 184L89 187L90 186L91 187L90 188L88 186L86 187L85 186ZM208 185L211 188L208 187ZM57 187H58V189H57ZM59 187H61L62 189L60 188L61 189L60 190ZM154 187H155V190H154ZM158 188H159V190L156 191ZM116 189H115V193H117L119 195V197L126 203V205L128 206V209H131L134 213L139 214L142 218L144 217L145 220L148 223H150V224L151 223H153V224H156L157 223L156 225H158V224H162V222H165L166 220H172V219L177 220V217L182 215V213H178V214H171V215L166 214V216H165V214L162 212V210L159 207V205H157L155 203V201H154V204H153L151 202H148V201L144 200L141 197H137V196L135 197V196L131 195V193L126 192L125 190H123L120 187L119 188H116ZM218 189H220V190H218ZM153 190H154V192H152ZM159 191H160V193H159ZM224 192H227V193L229 192V194L227 195V193H224ZM60 193H62V194H60ZM215 193H216V196L217 197L215 196ZM217 193L220 196L217 195ZM224 194H226V195H224ZM60 195H62V197ZM63 195H64V197H63ZM66 195H67V197H66ZM231 198H233V200L237 199L238 201L236 200L235 203H234V202H232L233 200ZM61 199H62V201L64 200L63 202H65V200H66V202L64 203V205H62L63 202H59V200L61 201ZM214 200L219 201L218 199H214ZM55 202H56V204H55ZM58 202H59V204H57ZM231 202H232L233 205L231 204ZM230 204H231V206H233V209H232L233 212L230 211V212H232V214L229 213V210H231V208H232L230 206ZM228 208H229V210H228ZM89 209H90V211H89ZM237 210H238V212H237ZM73 211H75L77 215L76 214H75V216L71 215L72 213H74ZM160 212H162V213H160ZM224 213L226 214V211H224ZM16 214L18 215V213H14V217H16ZM200 215H202V214H200ZM201 217L199 216V218H201ZM215 217H218V216H215ZM228 217H230V218H228ZM254 217H255V219H254ZM70 219H71V221H70ZM206 220H208V219L206 218ZM208 221H210V220H208ZM213 222H216L215 228L210 227L212 224H214ZM196 223L198 224V221ZM193 224H195V223H193ZM240 225H241V229H240ZM220 228L222 229V231L219 230ZM238 228H239V231H238ZM214 229H216V230H214ZM217 229L220 232L217 231ZM224 232L225 233L228 232V234H225ZM102 233L103 232H101V233L100 232H97L95 234V237L97 236V240H99L101 242H104V241H106V238L104 237L105 236L104 233L103 234ZM220 233L222 235H220ZM99 234L100 235L102 234V235L100 236ZM232 236H234V237H232ZM103 238H105V239L103 240ZM261 247L263 248L262 245H261ZM263 250H264V248H263ZM233 254H234V256H233Z\"/></svg>",
	"mask_w": 264,
	"mask_h": 264
}]
</instances>
